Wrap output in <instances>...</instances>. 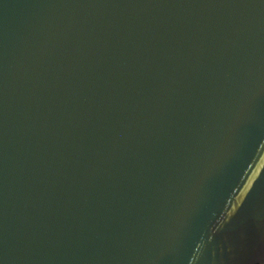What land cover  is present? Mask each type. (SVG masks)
Here are the masks:
<instances>
[{
    "label": "water",
    "instance_id": "95a60500",
    "mask_svg": "<svg viewBox=\"0 0 264 264\" xmlns=\"http://www.w3.org/2000/svg\"><path fill=\"white\" fill-rule=\"evenodd\" d=\"M0 264H264V0H0Z\"/></svg>",
    "mask_w": 264,
    "mask_h": 264
}]
</instances>
